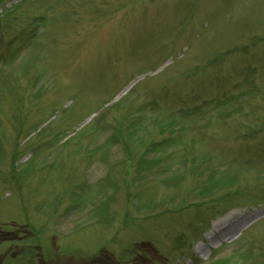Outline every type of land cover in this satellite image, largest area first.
Wrapping results in <instances>:
<instances>
[{"label":"rangeland","instance_id":"obj_1","mask_svg":"<svg viewBox=\"0 0 264 264\" xmlns=\"http://www.w3.org/2000/svg\"><path fill=\"white\" fill-rule=\"evenodd\" d=\"M0 264H264V0H0Z\"/></svg>","mask_w":264,"mask_h":264}]
</instances>
